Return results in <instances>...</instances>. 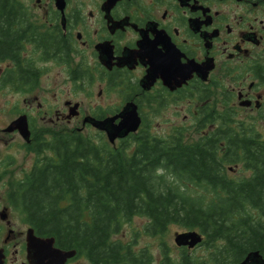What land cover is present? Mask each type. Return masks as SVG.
<instances>
[{"label": "flooded vegetation", "instance_id": "flooded-vegetation-1", "mask_svg": "<svg viewBox=\"0 0 264 264\" xmlns=\"http://www.w3.org/2000/svg\"><path fill=\"white\" fill-rule=\"evenodd\" d=\"M7 3L3 10L9 14L15 42L10 56L0 58V92L7 88L11 95L12 121L25 116L29 143L35 134L44 137L49 129L59 128L82 133L91 127L107 139L104 131L90 123L83 124V120L115 118L114 123H118L134 110L140 125L135 133L125 137L145 130L156 136L150 122L162 108L173 104L180 105L182 118L189 120L203 118L216 108L221 113L228 109L235 120V131L243 129L264 142L263 133L257 129L260 122L264 124V0H7ZM48 76L52 84L44 83ZM75 92L84 93V98H76ZM85 101L91 105L83 106ZM194 102L198 106L195 110ZM241 111L249 115V120L238 117ZM33 113L44 124L38 129L32 123ZM177 129L191 140L188 127ZM197 130H202L201 136L212 128ZM12 132L23 140L25 150L35 155L19 131ZM125 137L109 144L119 147ZM236 152V161L227 167V178L239 190L253 182L263 184L264 166L256 153L252 151V157L247 159L240 148ZM24 174L18 175V179ZM187 193L205 199L216 195L207 190ZM255 212L251 210V214ZM145 218L147 225L150 220ZM189 231L197 232L201 241L193 247L177 245L175 235ZM13 234L12 230L1 246L4 264H8L6 247ZM22 248L26 253L25 241ZM223 248L222 238L208 241L198 228L183 227V231L173 234V245L159 242L158 260L159 264L219 261L224 258ZM252 251L256 250L246 252L239 262ZM146 252L153 262L155 258ZM78 257L85 258L75 255L65 264ZM20 264H28L26 256Z\"/></svg>", "mask_w": 264, "mask_h": 264}, {"label": "trees", "instance_id": "trees-1", "mask_svg": "<svg viewBox=\"0 0 264 264\" xmlns=\"http://www.w3.org/2000/svg\"><path fill=\"white\" fill-rule=\"evenodd\" d=\"M7 5L0 0V58L10 56L15 42ZM214 111L197 125L212 130L192 141L177 128L160 136L140 131L116 148L100 132L59 128L46 131L48 137L35 134L26 144L35 154L33 166L8 182L7 206L36 235L53 237L55 246L94 264H153L145 249L136 254L132 243L113 240L133 216L150 220L144 226L149 235L178 224L198 228L208 241L224 240L222 260L161 264H236L249 250L264 255V183L239 190L226 176L239 148L247 159L255 152L264 166V142L235 131L228 109ZM195 190L216 195L187 193Z\"/></svg>", "mask_w": 264, "mask_h": 264}, {"label": "rangeland", "instance_id": "rangeland-1", "mask_svg": "<svg viewBox=\"0 0 264 264\" xmlns=\"http://www.w3.org/2000/svg\"><path fill=\"white\" fill-rule=\"evenodd\" d=\"M45 82L52 84L50 76H48V81H44V83ZM72 89L73 86L70 84V90ZM86 89L88 90V88ZM75 94L76 98H84V93L75 92ZM10 99L11 95L8 92V89L3 88L0 92V211L3 208H6L7 220L10 221V227L6 224V219L2 220L0 218V246H3V240L8 235V229L11 228L14 234L10 236L11 243L6 247L7 262L8 264H20L25 261L26 254L22 246L25 239V231L28 226L22 222L19 215L15 211H13L10 207H7L5 193L9 180H13L15 177L18 179V175L20 176L21 173H25V170H28L35 160V155L25 150L23 140L16 133L12 131H4V129L9 126L10 122L14 119ZM94 100L96 99L94 98ZM90 105L91 104L88 101L83 102V106L85 107H89ZM193 105V110H195L198 106H195V102ZM182 106L184 110V104H182ZM181 109L182 107L180 105L177 106L174 104L162 108L159 115L150 122L152 132L157 135H164L168 133L172 127H188L187 133L191 141L197 140L202 132V130H197V125L201 118L192 117L191 120H189L190 118L183 119V112H181ZM238 117L249 120V118H247L249 115L243 111H241ZM32 118V123L35 129L44 125L39 121L34 113ZM183 120L186 121L184 122ZM257 129L264 135L263 123L260 122L259 125H257ZM82 133L92 136L96 135L95 130L91 127L85 128ZM11 166L13 167L11 168ZM146 222L147 219L145 217L134 216L130 221L123 224L119 232L113 236V240H117L123 244L132 243L131 248L136 254L142 249L148 250L151 256L155 258L153 260V264H159V242L165 241L168 245H173V234L175 232L183 231V227L172 224L168 227L162 237L153 236L144 232ZM15 250L17 251L16 253H14ZM70 264L90 263L86 258L78 257L72 259Z\"/></svg>", "mask_w": 264, "mask_h": 264}, {"label": "water", "instance_id": "water-1", "mask_svg": "<svg viewBox=\"0 0 264 264\" xmlns=\"http://www.w3.org/2000/svg\"><path fill=\"white\" fill-rule=\"evenodd\" d=\"M179 84L180 83L177 85ZM248 103L249 102H243L242 104ZM126 113L127 112H124V114ZM114 121L115 118H105L102 120L85 118L83 124L88 122L96 129L104 131L108 140L112 143L116 138H122L131 132H135L140 124V119L135 110L132 111L129 116L121 117L118 123H114ZM13 129H17L26 142L29 141L30 132L25 116H20L12 121L4 131H12ZM6 217V212L1 210L0 218L5 220ZM10 233H12L11 229L8 231V234ZM174 240L177 245L193 247L201 241V237L197 232L189 231L177 233ZM25 249L28 264H65L68 259L76 254L75 250H64L55 246V239L53 237H41L36 235L31 227H28L25 231ZM4 257L3 248H0V264H4ZM237 264H264V258L258 251H252Z\"/></svg>", "mask_w": 264, "mask_h": 264}]
</instances>
